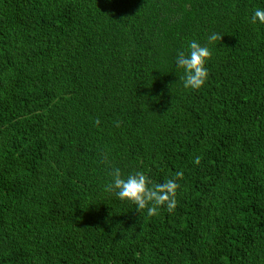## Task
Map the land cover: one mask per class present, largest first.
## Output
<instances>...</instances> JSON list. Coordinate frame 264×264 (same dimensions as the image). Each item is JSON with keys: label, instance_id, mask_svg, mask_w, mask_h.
Masks as SVG:
<instances>
[{"label": "trees", "instance_id": "1", "mask_svg": "<svg viewBox=\"0 0 264 264\" xmlns=\"http://www.w3.org/2000/svg\"><path fill=\"white\" fill-rule=\"evenodd\" d=\"M264 0H0V264H264ZM188 90L175 56L208 44ZM199 157V163L196 159ZM177 179L148 216L111 169Z\"/></svg>", "mask_w": 264, "mask_h": 264}, {"label": "clouds", "instance_id": "2", "mask_svg": "<svg viewBox=\"0 0 264 264\" xmlns=\"http://www.w3.org/2000/svg\"><path fill=\"white\" fill-rule=\"evenodd\" d=\"M253 24H264V8H256L251 14ZM222 37L213 32L207 37L208 44H201L197 40L188 42L185 50L178 51L175 56V68L179 73L178 79L188 90L201 89L208 80L207 63L212 51L208 45L215 43ZM199 163V157L196 159ZM110 180L105 185V192L111 193L122 202H129L135 206L136 212H144L148 216L156 215L162 208L171 213L177 206V179L182 172L163 183L153 185L149 176L141 170L124 174L119 167L110 171Z\"/></svg>", "mask_w": 264, "mask_h": 264}]
</instances>
